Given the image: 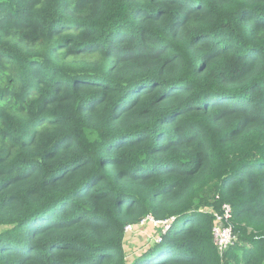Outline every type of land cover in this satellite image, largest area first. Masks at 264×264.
Listing matches in <instances>:
<instances>
[{"label": "trees", "instance_id": "1", "mask_svg": "<svg viewBox=\"0 0 264 264\" xmlns=\"http://www.w3.org/2000/svg\"><path fill=\"white\" fill-rule=\"evenodd\" d=\"M0 229V264H264V0H0Z\"/></svg>", "mask_w": 264, "mask_h": 264}, {"label": "built area", "instance_id": "2", "mask_svg": "<svg viewBox=\"0 0 264 264\" xmlns=\"http://www.w3.org/2000/svg\"><path fill=\"white\" fill-rule=\"evenodd\" d=\"M232 215L233 209L228 204H224L218 212L214 213V242L222 258H224L226 252L231 247H233L238 240L237 236L234 233ZM175 220L176 218L167 221H156L152 217H149L141 222V226L152 223L156 226H159L160 232H163V234H165L173 227ZM137 229V226H129L126 229V232L136 231ZM155 239L157 244L161 242V238L159 236H157Z\"/></svg>", "mask_w": 264, "mask_h": 264}, {"label": "rangeland", "instance_id": "3", "mask_svg": "<svg viewBox=\"0 0 264 264\" xmlns=\"http://www.w3.org/2000/svg\"><path fill=\"white\" fill-rule=\"evenodd\" d=\"M176 226H181L183 225V223L181 222V220L177 221L176 223ZM153 227V228H156L157 230L155 232H153V235H152V232L150 231V228ZM137 230L136 231H130L128 233H126V238H125V248H126V252H127V255H128V260L133 262L134 258H136L140 253H143V249H147L146 247H144L145 245L143 243H140L139 241V236L143 237L144 241L147 242V239L149 236H155L153 238H151L150 240V243L155 240V238L158 235L159 233V226H156L152 223L146 225L145 226H141V223L137 225ZM3 230L0 229V233L2 232ZM157 232V233H156ZM150 243H148V245H150ZM143 247V248H142ZM137 253V254H136ZM136 254V255H135ZM181 255L180 252H175L174 253V256L177 257Z\"/></svg>", "mask_w": 264, "mask_h": 264}, {"label": "crops", "instance_id": "4", "mask_svg": "<svg viewBox=\"0 0 264 264\" xmlns=\"http://www.w3.org/2000/svg\"><path fill=\"white\" fill-rule=\"evenodd\" d=\"M156 230H157L156 228H153V227L150 228V231L152 232V235H153V232H155ZM158 230H160V228H159ZM156 233H157V232H156ZM155 235H156V234H155ZM155 235H154V236H155ZM154 236H149L148 239H147V242L144 241L143 237L139 236V241H140V243H143V244L146 246V245H148V243L150 242L151 238H153ZM145 246H144V247H145Z\"/></svg>", "mask_w": 264, "mask_h": 264}, {"label": "clouds", "instance_id": "5", "mask_svg": "<svg viewBox=\"0 0 264 264\" xmlns=\"http://www.w3.org/2000/svg\"><path fill=\"white\" fill-rule=\"evenodd\" d=\"M159 232H160V230H159ZM153 241H155V244H154V245H151V243H152V242H151V243L149 242V243H150V245H149V246H151V247H154V246L157 244V243H156V239H155V240H153Z\"/></svg>", "mask_w": 264, "mask_h": 264}, {"label": "water", "instance_id": "6", "mask_svg": "<svg viewBox=\"0 0 264 264\" xmlns=\"http://www.w3.org/2000/svg\"><path fill=\"white\" fill-rule=\"evenodd\" d=\"M155 244V241H152L151 245H154Z\"/></svg>", "mask_w": 264, "mask_h": 264}]
</instances>
